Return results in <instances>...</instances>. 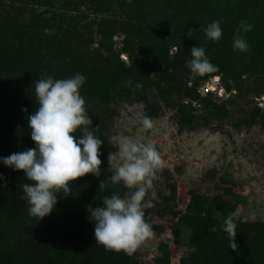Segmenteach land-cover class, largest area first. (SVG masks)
Instances as JSON below:
<instances>
[{"label":"trees","instance_id":"trees-1","mask_svg":"<svg viewBox=\"0 0 264 264\" xmlns=\"http://www.w3.org/2000/svg\"><path fill=\"white\" fill-rule=\"evenodd\" d=\"M216 20L223 35L211 41L200 28ZM241 22L254 26L245 34L248 53L232 47ZM199 46L219 70L192 78L186 62ZM76 73L86 76L80 94L90 105L91 127H99L92 130L102 140L101 175L71 182L70 195L58 193L53 212L39 220L28 215L27 200L21 199L22 185L32 182L3 158L36 147L28 128L38 107L35 82ZM217 76L228 93L236 92L226 99L202 96L200 87ZM263 93L264 0H0V264H151L141 247L129 256L96 244L87 211L89 205L103 206L105 196L130 192L122 184L99 190L113 174L108 154L117 149L110 131L121 106H141L150 118L169 112L181 129L264 127V109L251 98ZM161 180L157 196L150 189L145 198L154 205L145 209L155 232L150 240L160 239L153 264H174L169 239L161 237L171 217L180 222L177 238L188 232V252L178 264H264V220L245 221L238 214V247L230 248L223 220L238 213L239 203L232 187L221 188L226 180L215 183L213 195L190 189L181 214L174 175L165 171Z\"/></svg>","mask_w":264,"mask_h":264},{"label":"clouds","instance_id":"clouds-1","mask_svg":"<svg viewBox=\"0 0 264 264\" xmlns=\"http://www.w3.org/2000/svg\"><path fill=\"white\" fill-rule=\"evenodd\" d=\"M253 25L241 22L233 36V50L248 53L250 46L245 34L252 31ZM211 41H219L223 35L221 21L216 20L200 28ZM193 29L187 35L192 37ZM191 59L186 62L192 78L204 77L219 70L206 55L204 47H193ZM86 76L76 73L67 79H54L46 76L35 82L37 109L28 117V128L36 147L23 152L12 153L3 158V163L22 170L32 183L22 185L29 205L28 215L42 220L50 215L57 205V194L61 191L70 195V183L88 174L101 175L100 147L102 140L91 127L86 100L80 89ZM26 111V109H25ZM141 130L150 132L154 121L144 116ZM80 130L81 135H74ZM115 152H109L108 164L113 174L99 184L103 191L108 184L123 185L130 190L126 196L114 193L103 197V206H87L90 220L95 222L96 244L106 251L124 252L131 256L148 240L155 237L151 223L145 219V209L154 207L151 200H145L153 187L156 173L164 162L155 142L151 139L127 135L112 137ZM2 179V177H0ZM219 215V213H216ZM238 213L233 211L223 220V231L228 234L230 248L235 251L237 225L234 222ZM217 231L214 226L211 229Z\"/></svg>","mask_w":264,"mask_h":264},{"label":"rangeland","instance_id":"rangeland-1","mask_svg":"<svg viewBox=\"0 0 264 264\" xmlns=\"http://www.w3.org/2000/svg\"><path fill=\"white\" fill-rule=\"evenodd\" d=\"M122 42L123 36H117L116 48L120 49ZM121 59L128 62L125 54L121 55ZM209 92L213 93V98L226 99L236 91L228 93L220 76H217L200 87L202 96ZM251 98L255 106L264 109V93ZM196 107L201 112L200 105ZM144 116L141 106L122 105L114 119L110 136L111 140L115 135H127L155 142L164 166L153 180L154 188L150 190L153 195L158 194L155 192L156 186H161L160 179L164 172H171L178 185V211L181 214L190 200V189L213 195L215 183L226 180L221 188L232 187L239 203V216L245 221L264 220V127L261 123L241 129H235L232 123H226L223 129H181L172 119V114L165 111L159 118H152L154 129L144 132L140 123ZM233 121L231 119L230 122ZM166 225L167 231L161 237L169 239L171 261L178 264L183 254L188 252L184 244L188 232L182 234V239L177 238L180 225L177 217H171ZM159 240H148L141 246V255L147 263H154L159 253Z\"/></svg>","mask_w":264,"mask_h":264}]
</instances>
